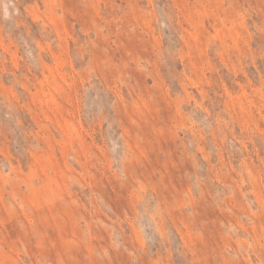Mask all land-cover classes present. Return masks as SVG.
I'll use <instances>...</instances> for the list:
<instances>
[{
	"label": "rangeland",
	"instance_id": "obj_1",
	"mask_svg": "<svg viewBox=\"0 0 264 264\" xmlns=\"http://www.w3.org/2000/svg\"><path fill=\"white\" fill-rule=\"evenodd\" d=\"M0 264H264V0H0Z\"/></svg>",
	"mask_w": 264,
	"mask_h": 264
}]
</instances>
